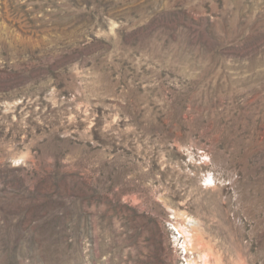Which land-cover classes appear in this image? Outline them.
I'll return each instance as SVG.
<instances>
[{"label": "rangeland", "instance_id": "rangeland-1", "mask_svg": "<svg viewBox=\"0 0 264 264\" xmlns=\"http://www.w3.org/2000/svg\"><path fill=\"white\" fill-rule=\"evenodd\" d=\"M0 264H264V0H0Z\"/></svg>", "mask_w": 264, "mask_h": 264}]
</instances>
